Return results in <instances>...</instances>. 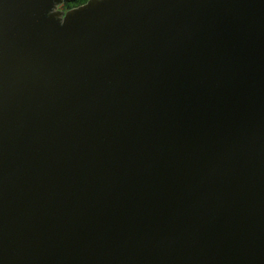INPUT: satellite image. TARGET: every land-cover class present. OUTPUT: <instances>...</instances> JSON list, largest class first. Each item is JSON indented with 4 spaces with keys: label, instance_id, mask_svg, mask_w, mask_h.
Listing matches in <instances>:
<instances>
[{
    "label": "water",
    "instance_id": "water-1",
    "mask_svg": "<svg viewBox=\"0 0 264 264\" xmlns=\"http://www.w3.org/2000/svg\"><path fill=\"white\" fill-rule=\"evenodd\" d=\"M0 0V264H264V0Z\"/></svg>",
    "mask_w": 264,
    "mask_h": 264
},
{
    "label": "trees",
    "instance_id": "trees-1",
    "mask_svg": "<svg viewBox=\"0 0 264 264\" xmlns=\"http://www.w3.org/2000/svg\"><path fill=\"white\" fill-rule=\"evenodd\" d=\"M87 0H75L74 2L68 3L71 7L78 6L86 2Z\"/></svg>",
    "mask_w": 264,
    "mask_h": 264
},
{
    "label": "flooded vegetation",
    "instance_id": "flooded-vegetation-1",
    "mask_svg": "<svg viewBox=\"0 0 264 264\" xmlns=\"http://www.w3.org/2000/svg\"><path fill=\"white\" fill-rule=\"evenodd\" d=\"M69 2H64L62 5H60V10L67 11L68 9L72 8L69 4Z\"/></svg>",
    "mask_w": 264,
    "mask_h": 264
},
{
    "label": "rangeland",
    "instance_id": "rangeland-1",
    "mask_svg": "<svg viewBox=\"0 0 264 264\" xmlns=\"http://www.w3.org/2000/svg\"><path fill=\"white\" fill-rule=\"evenodd\" d=\"M58 9H60V6L58 7ZM62 10V9H61Z\"/></svg>",
    "mask_w": 264,
    "mask_h": 264
}]
</instances>
